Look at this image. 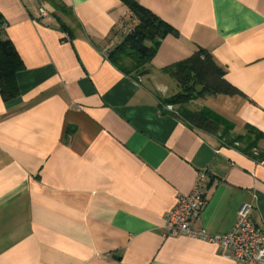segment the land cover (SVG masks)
I'll return each mask as SVG.
<instances>
[{"label":"crops","instance_id":"obj_1","mask_svg":"<svg viewBox=\"0 0 264 264\" xmlns=\"http://www.w3.org/2000/svg\"><path fill=\"white\" fill-rule=\"evenodd\" d=\"M135 1L175 30L137 80L109 59L137 23L122 0H0L23 63L18 93H0V264H234L164 230L201 174L192 229L225 233L242 206L264 227V161L243 152L264 151V0ZM200 48L239 91L197 99L241 137L232 145L160 102L178 91L161 69Z\"/></svg>","mask_w":264,"mask_h":264},{"label":"trees","instance_id":"obj_2","mask_svg":"<svg viewBox=\"0 0 264 264\" xmlns=\"http://www.w3.org/2000/svg\"><path fill=\"white\" fill-rule=\"evenodd\" d=\"M122 1L136 18L137 23L129 30L121 43L110 52L109 59L121 71L137 80V77L130 73L131 70L121 63L122 59L126 57L129 60L132 70L147 65L155 55L160 40L168 33H174L175 30L137 1ZM118 54H122L123 58L118 57ZM22 68V60L13 42L0 29V93L3 98H11L18 93L16 74ZM161 71L172 77L178 86L177 92L160 99L161 105L174 106V109L169 111L172 115L192 128L207 134H218L228 145L240 140L241 137L237 135L234 139L230 138L233 135L230 132L229 123L217 113L205 107L190 109L188 106L206 94L234 95L239 93L225 79L223 68L215 62L207 50L197 49L190 56L163 67ZM145 72L146 69L138 76ZM221 128L224 130L222 134L220 133ZM254 146L255 143L251 142L243 149V152L259 162L264 161V151L252 149Z\"/></svg>","mask_w":264,"mask_h":264},{"label":"built area","instance_id":"obj_3","mask_svg":"<svg viewBox=\"0 0 264 264\" xmlns=\"http://www.w3.org/2000/svg\"><path fill=\"white\" fill-rule=\"evenodd\" d=\"M40 16H48L43 7L40 8ZM166 109L170 111L173 107L167 105ZM202 178L203 174L197 177L190 193L177 194L175 204L164 221L165 232L214 241L219 244L221 254L231 258L234 264H264V227L253 222L247 206L238 210L233 226L225 233L208 236L203 229H192L206 203L208 186Z\"/></svg>","mask_w":264,"mask_h":264},{"label":"rangeland","instance_id":"obj_4","mask_svg":"<svg viewBox=\"0 0 264 264\" xmlns=\"http://www.w3.org/2000/svg\"><path fill=\"white\" fill-rule=\"evenodd\" d=\"M118 57L123 58V55H122V54H118ZM121 63L124 64V66H125L127 69H130V70H131L130 73H131L134 77H138V74L142 73V72L146 69V65H145V66H143V67H141V68H139V69L132 70V69H131L130 62H129V60H128L126 57L122 59ZM140 76H142V75H140ZM168 85H169V87H171V84H170V83H169ZM174 90H175V89H172V91H174ZM172 91H171V92H172ZM200 102H202V101H200V100L193 101L192 103L188 104V106H189L190 109H199V107L197 106V103H200ZM223 132H224V130H223V128H221L220 133L222 134ZM221 134H220V135H221ZM232 135H233V136H231L230 138L234 139L236 135L233 134V133H232ZM219 137H220V136H219ZM220 138H221L222 140H224L222 137H220Z\"/></svg>","mask_w":264,"mask_h":264}]
</instances>
